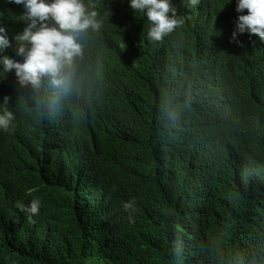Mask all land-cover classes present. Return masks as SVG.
<instances>
[{"label": "trees", "instance_id": "trees-1", "mask_svg": "<svg viewBox=\"0 0 264 264\" xmlns=\"http://www.w3.org/2000/svg\"><path fill=\"white\" fill-rule=\"evenodd\" d=\"M172 2L184 24L151 42L146 17L128 0H104L109 21L88 41L75 87L58 100L32 98L14 70L0 76V108L16 114L15 126L0 130V223L15 230L8 264H264V41L232 39L235 0ZM23 12L0 0L10 40L0 55L18 61ZM47 136L68 141L74 156L124 186L154 185L147 199L156 207L133 200L136 216L118 213L119 236L111 234L90 192L72 177L39 172L38 163L58 159L54 143L43 151ZM34 197L42 201L33 217L42 225L38 247L58 242L52 256L15 248L28 218L13 204Z\"/></svg>", "mask_w": 264, "mask_h": 264}, {"label": "clouds", "instance_id": "clouds-1", "mask_svg": "<svg viewBox=\"0 0 264 264\" xmlns=\"http://www.w3.org/2000/svg\"><path fill=\"white\" fill-rule=\"evenodd\" d=\"M9 2L24 9L21 19L26 22V27L14 37L16 52L23 60L18 61L8 55H0V76L14 70L18 84L29 89L28 93L32 98L41 103L49 99L58 100L75 87L79 63L84 56L87 43L105 28L111 12L106 10L104 0H9ZM228 2L230 0H227ZM128 3L137 17H146L147 28L144 35L148 41H161L184 24V17L178 13L172 0H128ZM197 3L198 0H190V6ZM235 3L236 11L240 15L235 22L232 39L235 40L237 34L248 33L255 34L264 41V0H235ZM9 46L10 40L6 29L0 26V53ZM4 105H7L6 101ZM15 119L16 114L9 107L0 108V130L7 131L13 128ZM53 143L58 150V159L49 166L38 163L39 172L42 176L48 177L50 169L53 179L56 180L72 177L76 184L90 192L98 210L97 216L111 234L118 235L112 225L118 213L121 212L128 218L136 216L130 210L135 207L133 200L143 198L147 204L156 207L155 202L147 199V195L155 189L154 185L142 191L138 186H124L117 179L107 178L101 164L94 166L90 159L74 156V146L68 141L63 144L47 136L43 151L47 153L49 145ZM125 200L127 201L124 202ZM113 201H117L119 206H115ZM41 204L39 197L32 198L27 204L23 201L13 204L17 211H23L28 218L21 222L20 230L24 233L19 235L16 242L17 254L25 250H39L49 256L54 253L58 242L51 247L43 249L38 247L40 236L36 227L41 223L33 220V217L39 213ZM6 208L3 206V209ZM4 223H0V264L14 262L16 256L10 254L15 230L8 226L6 220ZM41 232H44L47 239H53L49 229L42 228ZM3 233L6 234V238ZM72 243L76 250L82 249L84 245L80 236L74 237Z\"/></svg>", "mask_w": 264, "mask_h": 264}]
</instances>
